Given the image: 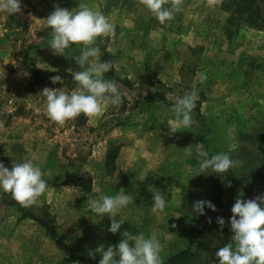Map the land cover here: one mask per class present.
Returning a JSON list of instances; mask_svg holds the SVG:
<instances>
[{
  "label": "rangeland",
  "instance_id": "rangeland-1",
  "mask_svg": "<svg viewBox=\"0 0 264 264\" xmlns=\"http://www.w3.org/2000/svg\"><path fill=\"white\" fill-rule=\"evenodd\" d=\"M81 3L98 8L115 25V34L98 38L97 46L101 61L112 62L105 79L117 81L123 102L61 127L48 118L43 87L33 83L30 68L46 77L63 74V84L48 88L75 89L66 81L72 80L67 69L80 70L72 58L83 45L54 55L45 18L54 5L71 10ZM21 5L15 15L0 10V162L11 168L13 161L31 159L42 169L47 191L27 210L48 220L54 234L0 197V264H99L101 255L91 259L88 251L118 244L125 230L158 238L164 264L188 248L193 258L187 264H219L215 252L232 242L236 198L264 195V177L255 180L264 174L257 142L264 133V0H255L259 14L232 0H184L183 11L164 24L140 0ZM194 84L198 108L192 126L172 134L170 109ZM197 144L209 158L225 152L242 161L224 179L236 185L225 188L216 211L205 215L193 211V202L215 194L222 177L211 169L197 175ZM121 190L134 202L117 216L125 222L113 234L107 230L110 218L92 213L89 203ZM155 192L166 201L157 214L151 212ZM217 217L225 220L222 229Z\"/></svg>",
  "mask_w": 264,
  "mask_h": 264
},
{
  "label": "clouds",
  "instance_id": "clouds-1",
  "mask_svg": "<svg viewBox=\"0 0 264 264\" xmlns=\"http://www.w3.org/2000/svg\"><path fill=\"white\" fill-rule=\"evenodd\" d=\"M213 0H208L211 4ZM140 3L149 10L160 24L174 19L175 14L183 11L184 0H140ZM167 5V7H166ZM0 10L10 15L22 11L21 0H0ZM47 27L51 30L49 48L54 55L64 56L66 49L73 45H83L80 55L72 59L80 70L71 68V74L76 87L69 92L63 88L44 87L41 94L46 98L47 116L59 126L75 120L81 115L87 118L99 117L107 105L119 106L123 97L119 91L117 81L105 79V74L112 70V62L101 61V49L97 46L98 38L101 40L115 34V25L98 8L81 3L77 8L69 10L58 4L45 18ZM124 33H121V37ZM87 65V67H86ZM49 71L58 72L56 68ZM24 75H28L27 72ZM207 77L199 76V82L204 83ZM53 84L64 80L60 75L50 77ZM198 92L193 89L178 97L170 111L174 114L169 132L172 134L180 128L189 129L192 126V112L197 106ZM264 103V101H261ZM4 122L0 121V129ZM199 169L197 175L205 174L209 169L222 177L242 165V161L231 158L230 154L221 152L208 157V153L201 151L202 144H197ZM192 146L184 148L186 155H191ZM45 173L33 164L31 159L23 162L13 161L11 168L5 167L0 162V190L10 194L22 207L28 208L37 203L38 198L47 191V181L43 178ZM225 187L230 188L228 181ZM151 190V188H150ZM242 196V195H241ZM134 202L132 195L121 190L116 195H103L99 200L89 203L90 211L102 218H110L109 232L116 234L120 231L124 219H117L121 210ZM151 212L157 214L166 208L165 198L159 193L153 194ZM264 195L244 200L238 196L231 208L229 220L230 230L233 233L231 243H227L215 252L219 264H264ZM205 207L216 211L211 201L199 200L193 202V211L205 215ZM211 223V218L208 220ZM221 229L225 225L222 217H217ZM175 227V225H173ZM122 239L116 245L103 244L94 250H89L88 255L95 259L99 253V264H164L161 257L163 249L159 239L155 236L146 238L141 234H132L128 230L121 233ZM131 242V243H130Z\"/></svg>",
  "mask_w": 264,
  "mask_h": 264
},
{
  "label": "trees",
  "instance_id": "trees-1",
  "mask_svg": "<svg viewBox=\"0 0 264 264\" xmlns=\"http://www.w3.org/2000/svg\"><path fill=\"white\" fill-rule=\"evenodd\" d=\"M225 1H229V0H225ZM232 2L235 4H239V5L246 7L247 9H250L251 11H253L256 14L260 13L258 6L254 5L255 0H232ZM30 70L32 73L33 83L38 84L43 88L48 87V86L57 85V83L53 84L50 80V77H46L41 72L40 69L35 68V67H31ZM55 75H60L62 77L63 74L56 73ZM66 81H67V83H72V85H76L75 82H73V80H66ZM155 97L158 98L159 100L165 99V96H163L162 94L156 95ZM197 108H198V104L196 106V109ZM257 142H258L259 150L262 153H264V133H261L257 136ZM262 177H264V174L256 176L255 180L262 178ZM227 182L228 181H225L223 183L222 182L219 183L216 181L215 182L216 193L207 195L205 201H211L215 205L217 200H219L222 197V194H223V191L225 190V188H227V187H225V184ZM230 182H231V187H234L236 185L231 180H230ZM0 197H2L1 200L4 201L5 204L16 206L18 208L19 212H21V214L23 215V217L36 220L42 226H44L47 231L52 233V235L54 234L53 228L51 227L48 220L43 219L41 216H37L34 212L27 210V208L22 207L14 199L8 198V196L6 194L5 195L0 194ZM208 210H211V209L205 207L204 212L206 213ZM192 258H193V254H192L190 248H188V249L172 256L165 264H187L189 261H191Z\"/></svg>",
  "mask_w": 264,
  "mask_h": 264
}]
</instances>
